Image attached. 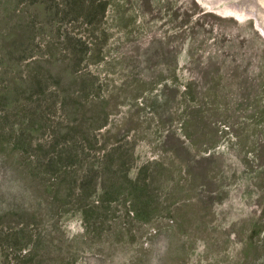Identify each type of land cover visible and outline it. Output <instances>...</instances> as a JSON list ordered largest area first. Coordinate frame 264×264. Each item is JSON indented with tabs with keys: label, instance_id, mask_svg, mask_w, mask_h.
Segmentation results:
<instances>
[{
	"label": "rangeland",
	"instance_id": "374dc122",
	"mask_svg": "<svg viewBox=\"0 0 264 264\" xmlns=\"http://www.w3.org/2000/svg\"><path fill=\"white\" fill-rule=\"evenodd\" d=\"M7 1L0 264H264V0Z\"/></svg>",
	"mask_w": 264,
	"mask_h": 264
},
{
	"label": "trees",
	"instance_id": "16d2710c",
	"mask_svg": "<svg viewBox=\"0 0 264 264\" xmlns=\"http://www.w3.org/2000/svg\"><path fill=\"white\" fill-rule=\"evenodd\" d=\"M9 1H13V0H9ZM5 3H7V4H8V1L6 0V2H5ZM15 89H16V88H15ZM14 93H15V92H14V90H11V91L9 90L7 95L9 96V98H10V99H12V98H13V96H14V95H13Z\"/></svg>",
	"mask_w": 264,
	"mask_h": 264
}]
</instances>
